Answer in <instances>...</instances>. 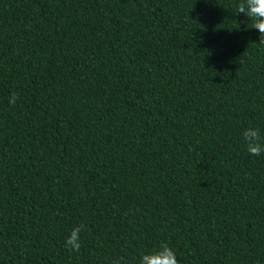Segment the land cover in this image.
I'll use <instances>...</instances> for the list:
<instances>
[{
  "label": "trees",
  "instance_id": "obj_1",
  "mask_svg": "<svg viewBox=\"0 0 264 264\" xmlns=\"http://www.w3.org/2000/svg\"><path fill=\"white\" fill-rule=\"evenodd\" d=\"M240 2L0 0V264L162 242L264 264V154L242 136L264 138V44Z\"/></svg>",
  "mask_w": 264,
  "mask_h": 264
},
{
  "label": "clouds",
  "instance_id": "obj_2",
  "mask_svg": "<svg viewBox=\"0 0 264 264\" xmlns=\"http://www.w3.org/2000/svg\"><path fill=\"white\" fill-rule=\"evenodd\" d=\"M237 14H244L251 22L248 28L259 31V43L264 44V0H241L236 8ZM15 91L9 96V104L14 105L17 101ZM246 149L252 156L264 154V138L259 128L247 127L242 132ZM83 225H75L65 238V246L69 252H79L81 249V232ZM121 259H116L112 264H121ZM138 264H180L175 250L167 243L162 242L152 250L144 251L138 258Z\"/></svg>",
  "mask_w": 264,
  "mask_h": 264
}]
</instances>
